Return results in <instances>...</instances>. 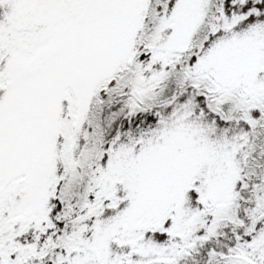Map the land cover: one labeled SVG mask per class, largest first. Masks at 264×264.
I'll return each instance as SVG.
<instances>
[{
  "label": "snow or ice",
  "instance_id": "1",
  "mask_svg": "<svg viewBox=\"0 0 264 264\" xmlns=\"http://www.w3.org/2000/svg\"><path fill=\"white\" fill-rule=\"evenodd\" d=\"M0 264H264V0H0Z\"/></svg>",
  "mask_w": 264,
  "mask_h": 264
}]
</instances>
